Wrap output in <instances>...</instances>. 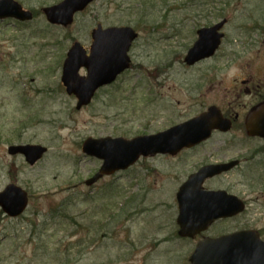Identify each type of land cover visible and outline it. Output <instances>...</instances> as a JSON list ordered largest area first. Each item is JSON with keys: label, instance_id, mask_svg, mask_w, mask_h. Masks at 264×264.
Segmentation results:
<instances>
[{"label": "rangeland", "instance_id": "1", "mask_svg": "<svg viewBox=\"0 0 264 264\" xmlns=\"http://www.w3.org/2000/svg\"><path fill=\"white\" fill-rule=\"evenodd\" d=\"M17 1L37 14L30 22L0 21V190L15 183L30 201L19 218L0 209V264H190L199 238L178 237L175 194L213 147L230 142L232 153L253 157L259 143L243 125L214 134L197 152L141 159L93 187L85 181L101 161L85 155L82 144L88 137L159 132L212 105L239 113L243 122L264 95V0H95L68 27L50 24L43 13L61 0ZM222 18L228 23L217 54L187 67L197 29ZM99 24L138 30L132 67L77 110L61 84L62 56L74 41L89 46ZM251 78L261 84L259 94L247 91ZM21 143L49 151L29 166L8 153ZM259 158L225 180L231 192L251 200L249 217L264 227L261 202H254L260 191L245 186L252 181L260 189ZM246 224L245 216L220 222L209 234Z\"/></svg>", "mask_w": 264, "mask_h": 264}, {"label": "water", "instance_id": "2", "mask_svg": "<svg viewBox=\"0 0 264 264\" xmlns=\"http://www.w3.org/2000/svg\"><path fill=\"white\" fill-rule=\"evenodd\" d=\"M94 0H63L58 5L44 9L47 21L69 25L76 12L84 10ZM16 18L31 20L33 13L25 10L18 1L0 0V19ZM226 20L211 27L198 30V39L189 49L185 62L194 65L215 54L222 42L221 29ZM93 30L92 55L87 57L83 47L76 43L70 50L64 64L63 84L69 94H75L79 102L77 108L91 102L94 92L105 84L112 83L117 76L130 67L128 52L138 37L129 26ZM88 69V76L78 74L80 68ZM216 106L200 116L170 130L155 135H146L128 140L124 138H89L84 143V152L104 160L103 166L94 177L87 180V186L96 183L102 176L127 169L141 156L148 157L158 153H175L186 146H192L209 138L212 130L227 131L230 120L223 118ZM248 130L253 135L264 137V104L249 116ZM12 155L23 154L25 160L34 166L44 157L47 148L41 145H13L9 149ZM233 164L211 165L202 168L189 178L180 189L178 201L180 212L178 223L181 237H193L208 229L214 220L228 217L244 209V203L238 197L225 191H204L202 183L207 177L229 170ZM28 192L22 187L9 184L0 191V207L5 214L18 217L28 207ZM191 264H264V242L255 231H242L218 238L206 237L200 241L189 257Z\"/></svg>", "mask_w": 264, "mask_h": 264}, {"label": "flooded vegetation", "instance_id": "3", "mask_svg": "<svg viewBox=\"0 0 264 264\" xmlns=\"http://www.w3.org/2000/svg\"><path fill=\"white\" fill-rule=\"evenodd\" d=\"M90 46H91V44H89V46L86 47V49L88 51L90 50ZM85 71H86L85 69L81 70V72L84 73V74L86 73ZM247 82L248 81H246L245 79L243 80V83H247ZM249 82H250L249 85L246 87L247 91L250 92L251 94L254 93V92H255V94H257V93L259 94L258 91L261 88V84H257L254 81V78H251L249 80ZM257 97H258L259 100L256 101L254 103V105H251L249 110H247L246 114L243 117V122L241 121V117L242 116L239 115V113L235 112V113L226 115V118L233 119V121H232L233 128L236 125H243L244 128L246 127V125H247V123L245 121L246 118H247L246 116H248L250 112L254 111L256 108H258L259 105H261L264 102V95L263 94H261V95H259ZM214 133L215 134L216 133H220L221 134L222 132L219 131V130H216ZM222 134H224V133H222ZM249 140L259 143L258 149L256 148L253 151L254 155H253L252 158L251 157H247V156L245 157V155L237 154L236 150L234 151V153H232L233 152L232 143H230V142L226 143L225 142V145L227 147H224L223 145H221L220 147H213L212 149H209L208 151H210V153H209L210 159L201 161V163L198 164L195 167L194 172L198 171L200 168L204 167L205 165L223 164V163L235 162L234 168H232L231 170H228L227 172H224L222 174L214 176L212 178H208L207 180H205V182L203 184L204 189H208V190H225V192L233 193V192H231L232 189L228 185H226L225 177H227V176L229 177L230 176L229 174L234 173L237 170L247 169L248 167H251L250 165H248L249 162L255 161L256 160L255 158L259 155L260 156L259 159L261 160V162H260V169H261L260 173L261 174L258 175V178H259L258 180L260 181V186H259L260 189L258 190L256 185H255V183L252 182V181H246V185L245 186L248 189L247 191L250 192V193H253V192H256V191H260L259 196L257 197V199L254 202L257 205H258V203L260 204V202H261V207L263 208L262 213H263V216H264V138L257 137V136H255V137L250 136ZM208 141H206V142H208ZM206 142H204V143L202 142V144L197 145V146H195V147H193L191 149H184V150H182V152H180L176 156L165 155V156H156V157H167V158H171V159L179 158V157L183 156L184 154L197 152L201 147H203L204 144H206ZM225 148H227V149L225 150ZM225 151H227V152H225ZM212 181L218 182L215 187L211 185ZM243 199H244L245 204H246V209L244 210V212H241L240 214H238V215H236V216H234L232 218H227V219H223V220H220V221L221 222L222 221H234L237 218H243L245 216L247 224L242 229L256 230V231H258L260 237L264 240V227L255 226L256 217L252 218V219L249 217L248 210L250 209V206L252 205V202H250L251 200L249 201V200H247V198H243ZM252 217H253V214H252ZM233 231H236V229H234Z\"/></svg>", "mask_w": 264, "mask_h": 264}]
</instances>
